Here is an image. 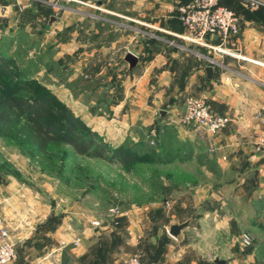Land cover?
Masks as SVG:
<instances>
[{
	"label": "rangeland",
	"instance_id": "374dc122",
	"mask_svg": "<svg viewBox=\"0 0 264 264\" xmlns=\"http://www.w3.org/2000/svg\"><path fill=\"white\" fill-rule=\"evenodd\" d=\"M55 3L61 4L56 32L51 28L42 42L19 26L3 36L2 56L13 54L11 65L25 68L19 81L33 79L32 87L69 106L106 147V157L79 154L67 143L37 151L0 125V189L13 190L21 208L37 209L35 223L44 212L50 228L62 227V239L82 241L94 230L117 243L121 264L134 255L146 264H264V213L250 199L253 184L227 182L230 172L217 176L213 160L188 149L159 111L140 112L132 94L122 104L123 81L134 68L124 67L117 51L101 52V24L86 20L93 9L77 0ZM46 10L53 13L52 5ZM93 24L97 35L87 30ZM186 220L183 235L169 233L171 224Z\"/></svg>",
	"mask_w": 264,
	"mask_h": 264
},
{
	"label": "crops",
	"instance_id": "0c3cea01",
	"mask_svg": "<svg viewBox=\"0 0 264 264\" xmlns=\"http://www.w3.org/2000/svg\"><path fill=\"white\" fill-rule=\"evenodd\" d=\"M188 1L80 2L93 9L86 13L88 23L101 24L103 54L119 52L128 69L126 54L138 56L137 65L123 81L122 104L127 105L132 94L133 102L149 117L165 111L160 120L186 139L195 155L200 154L205 162L213 160L217 176L230 172L227 182L253 184L250 199L253 204L256 199V208L264 213V153L255 149L264 130V6L248 8L240 1L224 0L236 12L240 32L228 38L207 35L204 41L195 42L179 36L184 31L180 7ZM0 5L7 6L0 15V41L20 26L45 42L50 29L56 32L59 28L54 18L61 4L55 0H0ZM50 5L53 13L48 14L46 7ZM94 24L87 27L90 35H97ZM108 30H116L117 37H110ZM73 36L78 47V37ZM208 66L212 67L210 74ZM188 95L206 97L215 113L227 115L231 121L214 135L180 124L177 120ZM14 198L13 190L7 193L0 189V228L9 227L17 240V257L12 264H121L118 244L94 236V230L86 232L80 244L61 248L62 237L67 236L62 227L50 228L42 211L41 223H35L37 209L21 208Z\"/></svg>",
	"mask_w": 264,
	"mask_h": 264
},
{
	"label": "trees",
	"instance_id": "16d2710c",
	"mask_svg": "<svg viewBox=\"0 0 264 264\" xmlns=\"http://www.w3.org/2000/svg\"><path fill=\"white\" fill-rule=\"evenodd\" d=\"M7 43L6 38L0 41V125L26 137L37 151L46 153L52 142L67 143L79 154L106 157V147L69 106L47 91L36 90L32 87L33 79L19 81L25 68L11 65L13 54L2 56L1 47H7ZM121 150L117 148L114 152L119 155ZM43 159L37 155L38 162Z\"/></svg>",
	"mask_w": 264,
	"mask_h": 264
},
{
	"label": "built area",
	"instance_id": "2783aa9c",
	"mask_svg": "<svg viewBox=\"0 0 264 264\" xmlns=\"http://www.w3.org/2000/svg\"><path fill=\"white\" fill-rule=\"evenodd\" d=\"M81 1V0H77ZM224 0H189L180 7V19L184 25V31L179 36L202 42L207 35H220L228 38L237 35L241 26L236 12L227 6ZM248 8L264 6V0H238ZM7 11L6 5H0V15ZM182 125H192L203 132L214 135L221 131L231 121V117L215 113L206 97L188 95L184 101V108L180 112L178 120ZM264 124V117H263ZM258 152L264 153V130L255 144ZM111 212L118 213V207H113ZM94 224H100L94 221ZM81 238L73 240H61V248L80 244ZM17 240L12 230L7 226L0 228V264H12L17 257ZM125 264H146L139 256H131Z\"/></svg>",
	"mask_w": 264,
	"mask_h": 264
},
{
	"label": "water",
	"instance_id": "95a60500",
	"mask_svg": "<svg viewBox=\"0 0 264 264\" xmlns=\"http://www.w3.org/2000/svg\"><path fill=\"white\" fill-rule=\"evenodd\" d=\"M126 61L129 63L130 68H134L137 65L138 62V56L132 52H128L125 56ZM208 74L212 72V67L208 66L206 68ZM165 111H161V114H164ZM189 223V220H186L181 223H173L170 225L169 233L174 236L178 237L181 230ZM220 262V261H219Z\"/></svg>",
	"mask_w": 264,
	"mask_h": 264
}]
</instances>
